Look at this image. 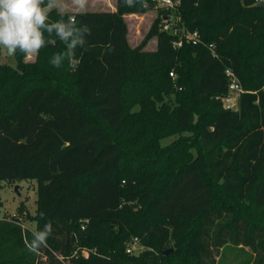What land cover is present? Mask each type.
Segmentation results:
<instances>
[{"label":"trees","instance_id":"1","mask_svg":"<svg viewBox=\"0 0 264 264\" xmlns=\"http://www.w3.org/2000/svg\"><path fill=\"white\" fill-rule=\"evenodd\" d=\"M258 2L182 0L183 26L201 39L179 47L160 11L130 45L124 14L152 0L44 7L39 53L0 62V190L3 181L38 182L34 229L19 215L0 217V264H221L227 248L245 254L240 264H264ZM56 23L85 44L70 50ZM229 68L244 90L236 110L216 98L228 92ZM136 237L141 249L128 253Z\"/></svg>","mask_w":264,"mask_h":264},{"label":"rangeland","instance_id":"2","mask_svg":"<svg viewBox=\"0 0 264 264\" xmlns=\"http://www.w3.org/2000/svg\"><path fill=\"white\" fill-rule=\"evenodd\" d=\"M46 2L44 7H56L63 11H84V10H100V9H115L116 0H43L42 5ZM159 9L156 7L148 8L144 12H133L124 14V19L128 26V40L132 47H137L143 40L145 34L148 32L152 22L158 16ZM156 47V39H151L146 46V49H154ZM34 55L28 56L32 59ZM0 62L16 64V58L8 55L5 49L0 48ZM172 138L168 139L170 141ZM37 186L36 179L25 178L13 181H3L1 187V196L3 206L0 215L16 214L19 215L21 221L25 226L31 229L35 228V222L32 216L37 207ZM21 207V209H20ZM227 248V255L221 264L237 261L235 264H240L246 256L243 253L234 251L229 253ZM87 253L86 249L83 250ZM231 264V263H229ZM234 264V263H233Z\"/></svg>","mask_w":264,"mask_h":264},{"label":"clouds","instance_id":"3","mask_svg":"<svg viewBox=\"0 0 264 264\" xmlns=\"http://www.w3.org/2000/svg\"><path fill=\"white\" fill-rule=\"evenodd\" d=\"M43 0H0V48L5 49L10 56L18 52L25 57L36 55L44 46V39L41 29L46 28L47 9L41 7ZM60 40L67 44V47L75 49L77 45L83 46V38L74 36V30L66 27L63 23H56ZM51 32V28H48ZM90 34V33H89ZM83 50L86 51L84 48ZM72 59L69 67L76 69L80 64V58H75L73 53H68ZM82 58V56H81ZM60 55H56L51 61L54 67H61ZM45 234H38L43 240Z\"/></svg>","mask_w":264,"mask_h":264},{"label":"built area","instance_id":"4","mask_svg":"<svg viewBox=\"0 0 264 264\" xmlns=\"http://www.w3.org/2000/svg\"><path fill=\"white\" fill-rule=\"evenodd\" d=\"M264 1V0H259ZM155 7L159 9L161 13V29L176 35L178 38L174 41V46L179 47L185 41L198 43L200 42V34L198 31H190L183 26L180 7L182 0H152ZM210 49H213L214 45H209ZM171 76H175L174 72H170ZM226 75L229 79V89L225 95H217L216 98L223 102L226 109L236 110L239 106L240 94L244 91L241 83L232 69L226 70ZM0 217H3L0 215ZM141 249L138 238L128 244L126 250L128 253L138 252Z\"/></svg>","mask_w":264,"mask_h":264},{"label":"water","instance_id":"5","mask_svg":"<svg viewBox=\"0 0 264 264\" xmlns=\"http://www.w3.org/2000/svg\"><path fill=\"white\" fill-rule=\"evenodd\" d=\"M257 5L264 7V1H259ZM171 250H172V248L167 249V250L164 251V253L168 254Z\"/></svg>","mask_w":264,"mask_h":264}]
</instances>
